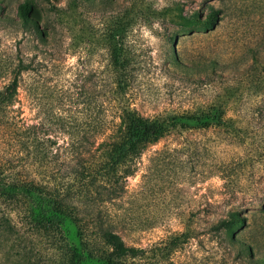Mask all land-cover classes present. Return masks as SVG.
<instances>
[{
	"label": "rangeland",
	"instance_id": "rangeland-1",
	"mask_svg": "<svg viewBox=\"0 0 264 264\" xmlns=\"http://www.w3.org/2000/svg\"><path fill=\"white\" fill-rule=\"evenodd\" d=\"M21 1L0 0V88L19 75L14 116L51 143L45 162L68 175L81 140L94 150L125 105L220 110L226 123L173 128L130 161L117 229L150 257L189 222L172 264H264V0H33L30 26ZM212 12L210 26L180 17ZM12 137L0 129L1 155ZM232 211L243 223L218 233Z\"/></svg>",
	"mask_w": 264,
	"mask_h": 264
},
{
	"label": "trees",
	"instance_id": "trees-1",
	"mask_svg": "<svg viewBox=\"0 0 264 264\" xmlns=\"http://www.w3.org/2000/svg\"><path fill=\"white\" fill-rule=\"evenodd\" d=\"M18 13L20 22L28 26L41 19L33 0L21 1ZM215 16L213 12L206 18L180 14L184 25L210 26ZM22 63L20 72L28 67ZM18 87L16 74L0 88V129L14 139L11 156L0 154V264H172L169 255L193 235L189 222L158 247L160 256L149 257L143 248L125 241L112 205L123 195L126 177L135 173L130 161L149 142L173 128L226 123L220 110L149 118L125 105L120 122L94 150L92 141L81 140L78 164L66 175L45 162L52 145L41 138L36 125L19 123L14 116ZM241 223L232 211L230 223L221 219L215 227L218 233L223 227L230 232Z\"/></svg>",
	"mask_w": 264,
	"mask_h": 264
}]
</instances>
